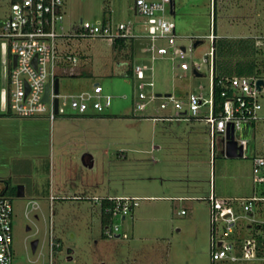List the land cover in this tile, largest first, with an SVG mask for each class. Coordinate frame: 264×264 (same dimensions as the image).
Listing matches in <instances>:
<instances>
[{
	"label": "rangeland",
	"instance_id": "obj_1",
	"mask_svg": "<svg viewBox=\"0 0 264 264\" xmlns=\"http://www.w3.org/2000/svg\"><path fill=\"white\" fill-rule=\"evenodd\" d=\"M9 1L0 0V16L8 13ZM134 2L63 0V31L74 33L81 19L97 22L105 15L116 23L120 17L143 21L146 17L135 12ZM174 2L176 12L173 15L169 11L167 16L175 20L177 31L181 33L176 46H185L187 52L183 60L165 57L153 61L156 93H172L181 100L191 92L209 97L210 62L204 58L213 47L208 35L214 33L215 26L217 37L221 34L229 41L241 43V48L229 50L232 53L237 49L233 60L264 59V41L260 40V36H264V0H217L216 19L214 0ZM197 40L202 42L195 47ZM61 48L83 59V64L75 65V72L84 70L81 74L61 75V93L88 90L95 82H100L104 93L112 96V104L100 120L72 116H59L52 124L36 120L35 136L21 135L20 140L15 135L10 139L7 127L1 126L0 121V191L8 186L16 193L11 195L13 264L48 262L51 228L55 238L59 236L63 241L62 248L58 246L54 251L55 264H76L80 258L86 259L87 255L97 252V248H103L94 245V236L100 237L102 230L104 233L100 226V207L94 201L58 198L50 204L52 190L58 191L72 183L81 186L80 190L85 184L101 195L142 198L133 215L129 214L125 220L117 215L110 224H120L121 229L131 235L135 233V244L146 251L147 264H211L210 206L206 197L213 187L217 192L224 189L229 194L237 186L252 183V158L264 155V120L254 124L247 156L228 157L217 151L212 158L205 121L154 119L153 116L174 112L172 107L160 109L163 97L150 101L147 109H136L138 80L132 75L115 73V50L109 40L71 37ZM2 60L0 57V114L6 111L1 95L6 85ZM182 61L189 63V70L177 67ZM142 62L148 60L145 58ZM194 62L202 64L201 75L194 73ZM219 70L216 66V73ZM87 147L92 149V167L82 162L83 149ZM19 185L24 186L23 197L17 196ZM71 190L73 193L74 188ZM180 196L188 198L179 199ZM236 207L243 214L241 207ZM255 217L264 221L263 212ZM247 222L260 224L241 218L235 237ZM262 225L260 233L264 237ZM245 234L260 238L246 227ZM34 240H38L35 251L32 249ZM68 247L76 249L72 256L77 261L68 260ZM120 251L131 254L126 243L120 245Z\"/></svg>",
	"mask_w": 264,
	"mask_h": 264
},
{
	"label": "built area",
	"instance_id": "obj_2",
	"mask_svg": "<svg viewBox=\"0 0 264 264\" xmlns=\"http://www.w3.org/2000/svg\"><path fill=\"white\" fill-rule=\"evenodd\" d=\"M172 2L173 0L134 2V10L146 17L145 37L150 41L149 45L141 47L142 53L149 57L148 62L136 63L132 67V75L138 80V100L135 107L139 110L147 109L150 101L163 97L160 109L172 107L174 112L153 116L154 119H201L208 127L212 158H215L217 151L226 156L227 144L231 139L242 147V157L247 156L250 138L243 134V130L246 126L251 127L264 120V81L258 84L259 79L264 80L263 76L229 75L220 77L216 82L212 47L204 58V61L210 62L211 85L208 98L191 92L187 93L185 100H181L172 93L158 96L154 91L153 61L162 57L173 60L177 57L183 60L186 57V47L176 46L179 37L176 24L167 16ZM63 20V0H10L8 13L0 16V57L3 59L6 78V85L1 90L2 107L11 115L19 118L46 117L52 123L60 115H86L92 112L101 114L111 106L112 96L104 93L100 82H95L88 90L61 93L60 75L72 72L78 62L83 64L81 57L62 49L61 44L71 37L102 38L110 42L119 38L138 37L132 32L131 23L118 22L113 25L111 22L81 20L74 33L66 34L63 31ZM208 37L214 41L217 35L214 32ZM160 40L166 44H160ZM260 40L264 41V36H260ZM177 67L190 69L186 61L180 62ZM201 67L200 62L193 63L194 70L200 72ZM47 84L48 100H44ZM252 161L253 182L263 189V193L255 192L249 197H218L211 191L207 198L210 204L212 264L224 260L233 263L259 261L264 264V242H259L254 237L238 240L234 235L241 218L260 223L255 225L259 228L264 224V221L253 214L255 208L264 203V155H254ZM53 199L51 196V200ZM93 199L100 202L104 198ZM105 199L109 203L104 206V212L113 218L131 214L139 204L140 197L109 196ZM236 205L241 207L243 214L239 213ZM262 212L264 214V205ZM13 214L12 197L0 193V264H13ZM104 234L110 238L118 234L127 237L126 233L121 232L119 224L112 226L109 223L104 227ZM49 243V261L44 264H55L54 251L59 242L52 228Z\"/></svg>",
	"mask_w": 264,
	"mask_h": 264
},
{
	"label": "crops",
	"instance_id": "obj_3",
	"mask_svg": "<svg viewBox=\"0 0 264 264\" xmlns=\"http://www.w3.org/2000/svg\"><path fill=\"white\" fill-rule=\"evenodd\" d=\"M154 1V0H152ZM136 12V11H135ZM176 12V5L175 2L173 0V11L171 12L170 9V13L171 14H175ZM137 13V12H136ZM121 19L119 20V22H130L132 25V32L137 34L138 37H129V38H122L117 40V42H111L114 50H115V60H114V68H115V73L117 74H123V75H132V67L134 64L136 63H140L142 61H145V58L148 60L149 57L142 53L141 51V47L142 46H146L149 45L150 41L148 38L145 37L146 33H147V20L146 18L143 21H134L132 19H127L124 20L123 18L125 17H120ZM172 19V18H171ZM82 20V19H81ZM174 22L175 20L172 19ZM101 22H113V25H116L117 21H113L112 18L107 17L106 15L103 17V20H98ZM176 24V22H175ZM215 32H216V27H215ZM176 33L178 35H180L177 31V25H176ZM217 33V32H216ZM222 35L219 34V37H221ZM161 41V40H160ZM159 41L160 44H163ZM259 42V41H257ZM166 44V43H164ZM185 47V46H182ZM87 56V55H86ZM165 58V57H162ZM85 64V63H84ZM84 72V70H80L78 72H75V68L72 72H65L68 74H81L82 72ZM63 73V74H65ZM61 74V75H63ZM60 75V76H61ZM133 76V75H132ZM60 80V79H59ZM78 92V91H76ZM60 116H72V117H77V119H84V120H100L105 116V113H89L86 115H60ZM38 120L39 121H48L50 124H52L50 122L49 119H47L46 117H38V118H19V117H15L13 115H11L9 112L5 111L3 113L0 114V121H1V126H3V124L5 126H3L4 128H6V130L8 131V135L10 136L9 138L11 139L12 136H16L17 140H20L21 135H24L26 138L29 137V135L31 136V138H33V136H35V121ZM8 121V124H6L5 122ZM34 123V124H32ZM7 125V126H6ZM253 128L254 126H246L243 130V134L247 137H249L250 139L253 136ZM13 133H10V132ZM12 135V136H11ZM27 143V142H26ZM32 143V141H31ZM85 153L83 154L85 156L86 162L88 163V165H85L87 167H92L89 166L90 163L94 164V157L91 153V148L87 147L85 149ZM87 150V151H86ZM88 153V154H87ZM90 154V155H89ZM221 154V153H220ZM262 155V154H260ZM253 179V178H252ZM4 182V181H3ZM7 186H5L4 188H6ZM81 186H78L77 184H71V186H62L58 189V191H54L52 190L51 194H50V204L52 205V202L55 199H66V198H72L75 200H85V199H90L92 201H94L93 203L95 205H98L100 207V214H101V218H100V222H101V230L108 225V222L104 223L105 220V216H107L106 212H103L102 206H104V204H108L109 202H107V200L105 199L106 197L109 196H117V195H101L98 193H94L95 190H91L92 188L86 186L85 184L82 185V189L80 190ZM71 188H74L73 193H70ZM95 188V187H94ZM262 188H260L259 186H256L252 180V183L249 184H245L244 186L235 188L234 191H232V193L227 194V190H220L219 192L216 191V188L213 187L212 191L214 192V194L218 197H249L254 195L255 192L258 193H263L262 192ZM1 192V191H0ZM25 193V192H24ZM233 194V195H230ZM25 195V194H24ZM51 196L54 197L53 200H51ZM94 197H101L104 198L102 200H100V202H96L93 198ZM138 197V196H137ZM179 199H187L185 197H178ZM142 199V198H140ZM207 200V197H206ZM208 204L209 201L207 200ZM210 206V204H209ZM237 208V207H236ZM256 210H254L253 214L256 215L257 213L260 214V212L262 213V203L259 204L256 208ZM238 210V209H237ZM258 210V211H257ZM106 213V214H105ZM133 215V212H132ZM109 219H114V217L112 218L110 215L108 216ZM127 216L122 217V220H125ZM112 221V220H111ZM110 221V222H111ZM120 226V224H119ZM245 227L249 228V230H252V232L257 235L260 236L262 238H264L260 231H262L263 226H261L260 228L255 226V224H251L249 222H247L246 225L242 226V232L240 233V235H238V237H236L238 240L243 239L245 237H254L255 240L258 238L254 235H250L247 236L245 234ZM53 230V229H52ZM122 233H126L127 237L124 236H119V234L116 237L110 238L107 237L102 230L101 236H94V245L97 248L98 246H101L103 248L98 249L97 248V252H93L89 255H87L86 259H82L80 258V260L77 261V259H75V257H73L72 255L76 253V249H74L73 247H68L67 251L68 254H70L68 256V260L69 261H77L76 264H147V260H146V251L143 250V248H138V244H135L137 239L135 237V233H132V235L124 229H121ZM242 234V235H241ZM57 241L59 242V247L62 248L63 246V241L62 238L59 236H56ZM126 243L127 247L129 248V250H131L129 253H131L130 255L127 254L125 255L123 252L120 251V245ZM144 245V244H143ZM226 261V260H224ZM230 261H226V262H218L216 264H229ZM245 262L246 264H260L261 262L259 261H240V262H235L232 264H240ZM212 264V261H211Z\"/></svg>",
	"mask_w": 264,
	"mask_h": 264
},
{
	"label": "trees",
	"instance_id": "obj_4",
	"mask_svg": "<svg viewBox=\"0 0 264 264\" xmlns=\"http://www.w3.org/2000/svg\"><path fill=\"white\" fill-rule=\"evenodd\" d=\"M217 0H214V17L216 19V13H217V7H216ZM216 27V26H215ZM214 27V29H215ZM215 32V31H214ZM122 40V38H119ZM116 39L114 42H117ZM213 47H214V78L217 82V80L222 77L229 74H235V75H249L253 73H257L264 77V59L259 61L258 59H252V60H242V59H232V55L236 53L237 49H233V52L230 53L231 47L241 48V43L235 40H227L224 37H216V39L213 41ZM260 47V46H258ZM229 59V60H228ZM227 61L232 62L230 65H228ZM218 64V65H217ZM216 66L219 67L218 73H216ZM75 75V74H70ZM216 86V90H217ZM217 100H219V97L217 96ZM0 193H4L10 196L13 194H16L13 189H10L8 186L6 188H3ZM108 202V201H107ZM107 204L105 203L104 206ZM104 206H102L103 212H104ZM106 214V213H105ZM105 216V222L110 223L112 219H109V215L106 214ZM107 226V225H106ZM259 242H264V238L260 237L258 238Z\"/></svg>",
	"mask_w": 264,
	"mask_h": 264
},
{
	"label": "water",
	"instance_id": "obj_5",
	"mask_svg": "<svg viewBox=\"0 0 264 264\" xmlns=\"http://www.w3.org/2000/svg\"><path fill=\"white\" fill-rule=\"evenodd\" d=\"M173 11V2L171 3V12ZM202 42V40H197L194 43V46H198L200 43ZM184 49V48H183ZM15 63H16V59H15ZM194 73L196 75H201L200 72L194 70ZM263 79H259L258 84H262L263 83ZM48 89H49V85H46V91H45V95H44V100H48ZM58 91V79H56V92ZM162 93H158V96H161ZM165 95H170V93H166ZM88 154V153H87ZM90 155V154H89ZM226 156L228 157H242L243 156V149L241 146L237 145V142L234 140H229L228 144H227V148H226ZM82 162L84 165H88V163L86 162L85 156L83 155L82 157ZM93 163H90L89 166H92ZM24 186L19 185L17 188V196L18 197H23L24 196ZM38 246V240H34L32 242V249L33 251H35L37 249Z\"/></svg>",
	"mask_w": 264,
	"mask_h": 264
}]
</instances>
